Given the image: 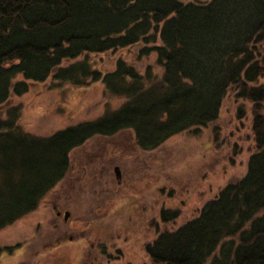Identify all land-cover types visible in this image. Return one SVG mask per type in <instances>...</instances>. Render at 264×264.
Returning <instances> with one entry per match:
<instances>
[{
	"label": "trees",
	"instance_id": "16d2710c",
	"mask_svg": "<svg viewBox=\"0 0 264 264\" xmlns=\"http://www.w3.org/2000/svg\"><path fill=\"white\" fill-rule=\"evenodd\" d=\"M131 47L139 61L155 55L162 73L122 57L112 72L93 68L91 56ZM48 81L102 82L125 102L33 135L10 102ZM229 92L251 105L246 173L176 228L178 210L163 208L144 246L152 264H264V0H0V230L39 207L88 140L132 132L154 151L215 123Z\"/></svg>",
	"mask_w": 264,
	"mask_h": 264
},
{
	"label": "rangeland",
	"instance_id": "374dc122",
	"mask_svg": "<svg viewBox=\"0 0 264 264\" xmlns=\"http://www.w3.org/2000/svg\"><path fill=\"white\" fill-rule=\"evenodd\" d=\"M137 51L131 47L90 59L104 74L121 57L142 72L151 65L162 73L155 55L139 61ZM122 102L125 98L108 93L102 82L76 87L48 81L31 85L10 104H22L20 125L26 132L47 137ZM251 129V105L229 92L215 123L198 134H177L154 151H140L129 132L88 140L72 152L69 172L39 207L0 230V264H152L144 251L155 236L149 224L159 225L165 208L178 210L176 228L242 178Z\"/></svg>",
	"mask_w": 264,
	"mask_h": 264
},
{
	"label": "flooded vegetation",
	"instance_id": "af4514ba",
	"mask_svg": "<svg viewBox=\"0 0 264 264\" xmlns=\"http://www.w3.org/2000/svg\"><path fill=\"white\" fill-rule=\"evenodd\" d=\"M65 214H67V213H64V219L67 220V218L65 217ZM58 215H60V212H58Z\"/></svg>",
	"mask_w": 264,
	"mask_h": 264
}]
</instances>
